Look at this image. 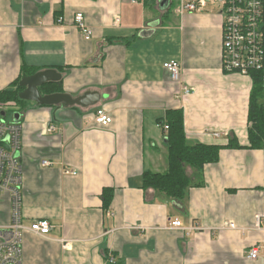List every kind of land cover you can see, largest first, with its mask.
I'll return each instance as SVG.
<instances>
[{
  "label": "crops",
  "instance_id": "obj_1",
  "mask_svg": "<svg viewBox=\"0 0 264 264\" xmlns=\"http://www.w3.org/2000/svg\"><path fill=\"white\" fill-rule=\"evenodd\" d=\"M163 2L0 0V92L32 76H22L25 66L60 76L41 95L48 84L73 99L98 95L88 107L24 101L6 113L22 126V224L53 225L47 236L23 233L22 264L263 263L264 250L256 261L246 257L264 247V149L247 148L252 81L223 72L216 11L178 16L167 13L172 0ZM77 13L89 40L74 26ZM170 61L180 64L178 81L163 68ZM97 110L110 114L108 126L94 121ZM172 110L183 114L188 145L235 139L242 147L222 148L201 169L184 166L190 185L179 202L142 188L144 172L167 171L160 120ZM175 220L181 229L169 226ZM8 221L1 203L0 224Z\"/></svg>",
  "mask_w": 264,
  "mask_h": 264
},
{
  "label": "built area",
  "instance_id": "obj_2",
  "mask_svg": "<svg viewBox=\"0 0 264 264\" xmlns=\"http://www.w3.org/2000/svg\"><path fill=\"white\" fill-rule=\"evenodd\" d=\"M208 7L218 11L217 13L222 17L221 67L223 72L245 76L251 81L252 73L261 74L264 107V0H177L172 10L176 15L182 16L185 13L206 11ZM74 26L85 40L91 38V30L85 24L82 13L75 14ZM163 68L172 80H179L180 64L178 62H166ZM189 92L187 88H184L185 94ZM14 108V104H0V204L7 203L9 207V221L0 224V264H22V236L26 230L39 236H47L53 229V225L48 220L33 221L28 227L22 224V169L19 160L22 126L18 121L6 119V113ZM2 112L5 116L1 115ZM94 121L100 126H108L112 118L104 110H97ZM167 129L165 125L164 130ZM55 131L54 125L48 127V132ZM41 165L49 167L51 163L44 160ZM64 174L76 175L70 170H64ZM169 226L182 228L177 220L170 222ZM227 228L235 229L236 227L230 223ZM186 230H199V228L192 226ZM263 250V246L254 245L248 250L246 257L256 261ZM107 262L115 263L112 257L108 258Z\"/></svg>",
  "mask_w": 264,
  "mask_h": 264
},
{
  "label": "trees",
  "instance_id": "obj_3",
  "mask_svg": "<svg viewBox=\"0 0 264 264\" xmlns=\"http://www.w3.org/2000/svg\"><path fill=\"white\" fill-rule=\"evenodd\" d=\"M173 2L169 5L167 13H171ZM24 68V69H23ZM22 76L33 75L36 70L23 67ZM252 88L249 95L247 113V148L264 149V107L262 105L261 74L252 73ZM59 86L48 84L45 91L48 94L59 91ZM23 90L19 86V80L11 84L8 89L0 92V104H15L22 107L25 102L18 98ZM161 126H167L165 131L166 146L168 152V167L163 173L146 171L142 175V188L153 189L165 195L167 198L181 201L190 183L185 174L184 166L188 165L196 169H201L204 165L215 163L218 160L219 151L222 148H242L235 144V139H231L225 147L211 146L205 144L188 145L186 143L183 114L180 110L168 111L164 118L160 120ZM112 198V190L105 189L102 194L104 208H107Z\"/></svg>",
  "mask_w": 264,
  "mask_h": 264
},
{
  "label": "water",
  "instance_id": "obj_4",
  "mask_svg": "<svg viewBox=\"0 0 264 264\" xmlns=\"http://www.w3.org/2000/svg\"><path fill=\"white\" fill-rule=\"evenodd\" d=\"M162 6H166L167 0H163ZM55 72H38L32 76L23 78L19 85L24 88V90L19 94V99L23 101L34 102L41 106H58L64 104L65 106H81L88 107L96 103L98 95L87 93L79 98H71L65 94H49L41 95L38 88L47 82H53L59 79ZM90 98H93L90 100ZM5 116L4 112L1 114ZM15 120L18 121V116H15Z\"/></svg>",
  "mask_w": 264,
  "mask_h": 264
},
{
  "label": "rangeland",
  "instance_id": "obj_5",
  "mask_svg": "<svg viewBox=\"0 0 264 264\" xmlns=\"http://www.w3.org/2000/svg\"><path fill=\"white\" fill-rule=\"evenodd\" d=\"M176 1L177 0H172V2H173V7L175 6V4H176ZM208 8H210V9H212L211 7H208ZM212 11H215V9L214 10H212ZM216 12H218V11H216ZM9 113V112H8ZM11 114H8V117L10 116Z\"/></svg>",
  "mask_w": 264,
  "mask_h": 264
}]
</instances>
